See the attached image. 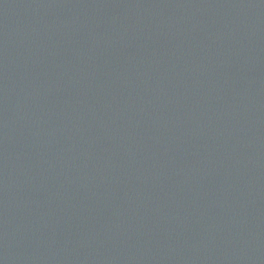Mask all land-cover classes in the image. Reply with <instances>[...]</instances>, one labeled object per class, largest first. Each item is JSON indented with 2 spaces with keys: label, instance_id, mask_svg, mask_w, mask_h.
Segmentation results:
<instances>
[{
  "label": "water",
  "instance_id": "obj_1",
  "mask_svg": "<svg viewBox=\"0 0 264 264\" xmlns=\"http://www.w3.org/2000/svg\"><path fill=\"white\" fill-rule=\"evenodd\" d=\"M0 264H264V0H0Z\"/></svg>",
  "mask_w": 264,
  "mask_h": 264
}]
</instances>
